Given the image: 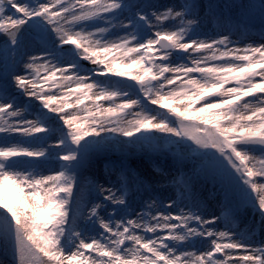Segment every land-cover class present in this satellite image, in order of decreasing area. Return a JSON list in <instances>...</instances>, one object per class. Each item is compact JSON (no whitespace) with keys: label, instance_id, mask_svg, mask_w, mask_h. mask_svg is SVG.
I'll return each mask as SVG.
<instances>
[{"label":"snow or ice","instance_id":"1","mask_svg":"<svg viewBox=\"0 0 264 264\" xmlns=\"http://www.w3.org/2000/svg\"><path fill=\"white\" fill-rule=\"evenodd\" d=\"M0 264H264V0H0Z\"/></svg>","mask_w":264,"mask_h":264}]
</instances>
